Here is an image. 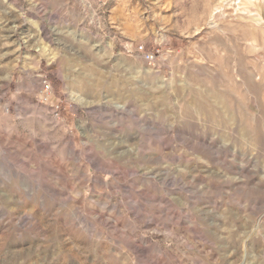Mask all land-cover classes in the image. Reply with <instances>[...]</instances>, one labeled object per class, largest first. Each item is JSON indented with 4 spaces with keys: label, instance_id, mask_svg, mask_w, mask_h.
<instances>
[{
    "label": "rangeland",
    "instance_id": "obj_1",
    "mask_svg": "<svg viewBox=\"0 0 264 264\" xmlns=\"http://www.w3.org/2000/svg\"><path fill=\"white\" fill-rule=\"evenodd\" d=\"M0 264H264V0H0Z\"/></svg>",
    "mask_w": 264,
    "mask_h": 264
},
{
    "label": "built area",
    "instance_id": "obj_2",
    "mask_svg": "<svg viewBox=\"0 0 264 264\" xmlns=\"http://www.w3.org/2000/svg\"><path fill=\"white\" fill-rule=\"evenodd\" d=\"M153 60V58H151Z\"/></svg>",
    "mask_w": 264,
    "mask_h": 264
}]
</instances>
